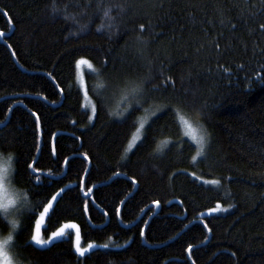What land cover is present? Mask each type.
<instances>
[{
	"label": "trees",
	"instance_id": "1",
	"mask_svg": "<svg viewBox=\"0 0 264 264\" xmlns=\"http://www.w3.org/2000/svg\"><path fill=\"white\" fill-rule=\"evenodd\" d=\"M57 2L87 27L51 13V0H0V153L13 154L14 182L26 197L21 222L32 217L33 234L42 205L64 189L44 234L75 222L84 244L108 247L80 256L70 234L46 247L31 242L23 253L16 246L20 264H264L261 0L242 12L234 0H136L126 12L113 10L111 29H99L108 21L97 0ZM81 58L92 65L84 67L90 98H104L92 122ZM137 76L163 87L122 123L116 113L127 115L132 101L110 85ZM177 99L184 107L164 108ZM152 113L159 119L137 148L130 125L154 120ZM182 116L211 134L195 161ZM80 186L93 189L87 212ZM217 204L227 211L208 213ZM25 239L18 228L17 244Z\"/></svg>",
	"mask_w": 264,
	"mask_h": 264
},
{
	"label": "snow or ice",
	"instance_id": "2",
	"mask_svg": "<svg viewBox=\"0 0 264 264\" xmlns=\"http://www.w3.org/2000/svg\"><path fill=\"white\" fill-rule=\"evenodd\" d=\"M262 4H264V0H261ZM136 3V0H97V7L100 8L101 5L103 7V18H105L108 23L101 24L99 26V29H103L105 27L111 29L113 26V22L115 20V17L112 15L113 10H116L118 12H126L129 9H132ZM214 3L217 5H220L223 3V0H214ZM249 0H234L233 6L239 7L241 12L243 11V6L248 5ZM51 13L57 14V13H63V16L65 19H73L76 21V23L80 24V30H84L87 25L81 23L79 20H77L76 14L69 13L68 12V4H64L63 7L57 2V0H51V4L49 5ZM219 10V8H218ZM6 15V13H5ZM145 25L141 24L140 29H144ZM259 28L264 30V23L259 24ZM251 31V29H250ZM4 35V33H0V36ZM70 35H74L70 33ZM138 40L142 41L143 36H138ZM219 47V45H217ZM137 52L143 56V48H137ZM15 54V53H13ZM76 66L80 67L81 65L87 64L89 68L92 67L91 63L84 58L78 59L75 61ZM105 62V66H106ZM261 82H264V77H261ZM169 82V78H166L164 81V84H167ZM146 83H150V81H145L144 78L137 76V77H125L123 80L114 81L111 83V87L116 90H122L124 95L123 99L125 102L132 101V103L128 104L127 109V115L125 113H116L117 116L122 117L121 122L126 123L128 121L129 116L133 115L135 111L139 110L140 108H143V104L147 103L149 99L153 98L152 93L159 92L162 89V85H153L152 88L146 87ZM85 95H87V92L85 91ZM104 98L100 97L98 104L92 105V116H89V120H93L96 116H98V110L103 106ZM176 105H179L181 107H184V104L180 100H176L175 104H173L171 101L164 105V108H167L169 111H172ZM163 114V112H162ZM152 116L155 118L152 121H148L146 118L141 121L139 127L136 126V121L133 120L130 127L135 128L136 131L132 136L133 142L139 141V143L136 144V147H140L147 139H148V133L149 130L152 128L153 123L156 122V120L159 119V117L156 116V113H152ZM182 123H183V133L185 137H190L191 141L194 142L191 146L197 147L196 156L192 157V160L195 161L197 157L204 156L206 148L210 145L211 142V134L206 131L201 125L199 120L193 119H185L183 116L180 117ZM0 123H3V121H0ZM36 123L39 125V117L36 118ZM141 130H144V135L141 136ZM177 143H180V141H177ZM129 148H132V145H129ZM162 150L161 149H158ZM180 150L183 151V144H181ZM53 152H55V149L53 148ZM85 158H87V154L85 153ZM38 163V161H36ZM65 163L67 164L68 161L66 160ZM13 168H14V157L11 152L8 153L6 157L3 156L2 153H0V181L3 180L4 177L8 176L11 172L13 175ZM33 168V164H26V169L29 170V178L33 176V173L31 172V169ZM39 171V169H37ZM14 179V176H13ZM35 179L37 181L40 180L39 176H36ZM133 183H136L135 179L132 181ZM212 184H219V180H212L210 181ZM67 187V186H66ZM81 191L83 193L82 199L90 197V194L92 193V188H87L86 190L83 188V186H80ZM64 189H61V193H63ZM61 193H57L56 196H52L51 200L46 204L42 205L43 211L39 214V219L35 221L36 227L35 232L33 234L32 227H31V220L32 217H25L23 222H20L18 225V228H23L27 231L28 235H30V241L28 239L24 240L23 244H17L16 246L20 248L21 252L23 253L24 250L30 245L31 242H34L35 245L38 246H46L52 241L54 237H62L64 236L65 229H76L75 234V249L80 254V256H84L86 253H88L90 250L94 248V245L89 243L87 247H81V236H80V230L79 227L76 224H66L63 228L57 230L56 232H53L51 236L48 237V239H44L41 237V225L44 223L45 217H49L50 211L54 212V206L52 201H58V197L61 195ZM15 201H10L8 204L0 206L3 207L5 213H7L9 208H13V210L18 211L19 209L15 208ZM123 203V202H121ZM153 203L159 205L160 201L156 200L153 201ZM83 211H88V200L84 199V206ZM210 212H217V211H227V209H222L219 204H217L216 208L210 209ZM120 209H116V214L119 215ZM34 215V213H33ZM0 223H3L0 221ZM17 226L14 224V227ZM207 227V225H205ZM140 235H144V231H140ZM102 247L107 248L108 245L105 244ZM193 246L189 245L188 250L189 252L192 251ZM194 264V262H193Z\"/></svg>",
	"mask_w": 264,
	"mask_h": 264
},
{
	"label": "clouds",
	"instance_id": "3",
	"mask_svg": "<svg viewBox=\"0 0 264 264\" xmlns=\"http://www.w3.org/2000/svg\"><path fill=\"white\" fill-rule=\"evenodd\" d=\"M26 199L24 190L15 184L13 175L10 172L8 176L0 181V206L15 201V208L20 209ZM0 216L3 217L7 225L6 231H0V264H20L16 252V236L18 225L22 221L19 210L9 208L5 213L3 207H0ZM14 224L17 225L14 227Z\"/></svg>",
	"mask_w": 264,
	"mask_h": 264
},
{
	"label": "rangeland",
	"instance_id": "4",
	"mask_svg": "<svg viewBox=\"0 0 264 264\" xmlns=\"http://www.w3.org/2000/svg\"><path fill=\"white\" fill-rule=\"evenodd\" d=\"M84 67H88V65L87 64H85V65H81L80 67H79V73H78V80H79V83L81 84V87H82V90H83V95H84V107L86 108V109H88V111H89V114H90V116H92V111H91V109H92V105L94 104V102H93V100L90 98V96H89V94H88V92H87V88H86V83H85V77H84ZM85 91L87 92V95H85ZM94 120V119H93ZM93 120H91V122L93 121ZM58 193H60V192H58ZM57 195V194H56ZM55 195V196H56ZM52 203H53V206H54V204H55V201H52ZM21 213H22V205H21V207H20V209H19V215H21ZM208 213H211L209 210H208ZM38 219H39V217H38ZM46 219H47V217H45V220H44V223L41 225V230H40V232H41V237L42 238H44V239H48V237L49 236H51V234H49V235H45L44 234V226H45V224H46ZM66 224H76L78 227H79V225L77 224V223H75V222H69V223H65L64 225H66ZM64 225H62L59 229H61V228H63L64 227ZM35 227H36V225H35ZM59 229H57V230H59ZM56 230V231H57ZM80 230V229H79ZM55 231V232H56ZM65 235L64 236H62V237H54L53 239H52V241H50V243L48 244V245H46V246H49L50 244H52L53 242H55V241H57V240H59V239H62V238H64V237H66V236H68V235H70V234H73V237H74V245H75V234H76V229H65ZM80 236H81V234H80ZM34 243V242H33ZM35 244V243H34ZM89 244V243H88ZM88 244H84L83 242H82V237H81V244H80V246L81 247H87V245ZM91 244H93L94 245V248L92 249V250H94V249H96V248H99V247H102L103 245L102 244H98V243H95V242H91ZM38 246V245H37ZM46 246H40V247H46ZM75 247V246H74ZM76 250V249H75ZM92 250H90V251H92ZM89 251V252H90ZM77 252V251H76ZM88 252V253H89ZM78 253V252H77ZM79 254V253H78ZM87 254V253H86ZM80 255V254H79Z\"/></svg>",
	"mask_w": 264,
	"mask_h": 264
},
{
	"label": "water",
	"instance_id": "5",
	"mask_svg": "<svg viewBox=\"0 0 264 264\" xmlns=\"http://www.w3.org/2000/svg\"><path fill=\"white\" fill-rule=\"evenodd\" d=\"M2 37H3V35L1 36V38H2ZM60 133H61V132H58V133L55 134V136H54V138H53V145H54V143H55V138H56V136L59 135ZM54 153H55V152H54ZM90 195H91V194H90Z\"/></svg>",
	"mask_w": 264,
	"mask_h": 264
}]
</instances>
